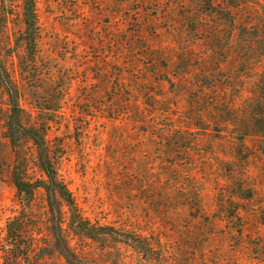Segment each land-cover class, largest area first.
<instances>
[{
	"label": "rangeland",
	"instance_id": "1",
	"mask_svg": "<svg viewBox=\"0 0 264 264\" xmlns=\"http://www.w3.org/2000/svg\"><path fill=\"white\" fill-rule=\"evenodd\" d=\"M238 5L247 23L264 16V0H35L33 47L24 0H0V56L88 223L64 216L80 264H264V103L252 101L264 40L231 24ZM8 104L1 94L0 241L20 201ZM20 152L24 177L45 180L32 143ZM27 200L46 238L45 191ZM46 264L67 263L54 249Z\"/></svg>",
	"mask_w": 264,
	"mask_h": 264
},
{
	"label": "trees",
	"instance_id": "2",
	"mask_svg": "<svg viewBox=\"0 0 264 264\" xmlns=\"http://www.w3.org/2000/svg\"><path fill=\"white\" fill-rule=\"evenodd\" d=\"M24 2L25 37L29 38L30 46L33 44V47H35L39 40L35 0H24ZM223 2L221 1L216 6L212 2L211 7H219L229 11L225 9ZM244 11L245 8L242 5H238L235 11H230L232 13L231 24L240 29L254 28L257 31V36L254 38L258 41L264 40V35H262L264 34L262 32L264 16L256 8L253 13H247L251 18V22L247 23L248 21L244 20ZM262 60L261 64L264 65V59ZM262 73L261 79L252 92V101L257 104L264 103V70ZM1 94L7 96L9 103L5 135L14 154V159L9 167V174L20 201L14 205L11 214L5 221L4 235L0 241V264H46L48 255L54 249L64 258L67 264H80V257L70 246L69 240L65 236L64 216L69 214L70 218L73 217V223L81 228L85 226L87 228L88 223L78 209L73 192L58 174L48 140V125H37L27 121L24 115L25 111L20 105L21 93L19 86L8 70L6 60L0 56ZM263 112L264 109L258 115ZM258 115L256 114L255 117H258ZM257 122H259V125L257 123L253 127V134H255L253 136L261 139L259 147L264 155V120H258ZM24 141H30L34 146L40 168L45 175V180L39 183H32L24 177L25 160L20 152V147ZM39 188L45 191L48 203L47 227L50 232L46 238L42 237L40 228L35 224L33 212L29 200H27L32 198ZM24 195L27 197L25 200L23 199ZM158 245H161L162 249L161 241L158 242ZM161 263L163 264V262Z\"/></svg>",
	"mask_w": 264,
	"mask_h": 264
}]
</instances>
